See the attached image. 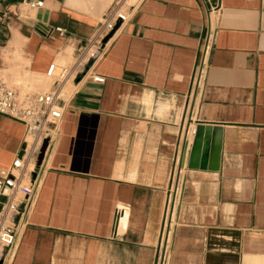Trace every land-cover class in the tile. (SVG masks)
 <instances>
[{
	"label": "crops",
	"instance_id": "obj_1",
	"mask_svg": "<svg viewBox=\"0 0 264 264\" xmlns=\"http://www.w3.org/2000/svg\"><path fill=\"white\" fill-rule=\"evenodd\" d=\"M25 1L0 3V79L43 92L48 66L71 64L115 0ZM220 3L219 16L199 0L131 3L63 86L3 264H264V0ZM200 123L217 129L214 170L188 167ZM24 135L0 114V169Z\"/></svg>",
	"mask_w": 264,
	"mask_h": 264
},
{
	"label": "built area",
	"instance_id": "obj_2",
	"mask_svg": "<svg viewBox=\"0 0 264 264\" xmlns=\"http://www.w3.org/2000/svg\"><path fill=\"white\" fill-rule=\"evenodd\" d=\"M9 0H0L8 2ZM208 13L221 14L220 0H199ZM32 8L40 7L43 1H25ZM133 4L127 0H115L103 16L93 36L81 47L71 64L52 62L46 77L52 87L43 92H31L19 87L7 85L0 79V114L24 125L25 135L19 153L11 163L0 169V264H3L7 252L14 245L17 231L24 224V207L33 193L32 183H25L24 178L31 175L37 166L38 156L46 143L45 154L55 141L58 125L67 109V97L63 90L65 83L80 74H85L90 66L103 54L107 42H103L115 26L126 23L131 17ZM9 9H0V25L8 17ZM63 36L66 29L56 27ZM91 79L103 82L104 78L91 74ZM195 128L191 130L194 136ZM43 156V158H44ZM42 158V161H43ZM41 161V162H42Z\"/></svg>",
	"mask_w": 264,
	"mask_h": 264
},
{
	"label": "water",
	"instance_id": "obj_3",
	"mask_svg": "<svg viewBox=\"0 0 264 264\" xmlns=\"http://www.w3.org/2000/svg\"><path fill=\"white\" fill-rule=\"evenodd\" d=\"M114 31L104 38V43L108 41ZM216 131L217 129L209 124L200 123L195 127L191 153L188 159L189 168L214 170L218 167L220 143L218 138H214ZM41 152L38 156L37 166L42 161Z\"/></svg>",
	"mask_w": 264,
	"mask_h": 264
},
{
	"label": "bare ground",
	"instance_id": "obj_4",
	"mask_svg": "<svg viewBox=\"0 0 264 264\" xmlns=\"http://www.w3.org/2000/svg\"><path fill=\"white\" fill-rule=\"evenodd\" d=\"M132 2H133V0H130V3H132ZM45 149H46V143H44V145H43V147H42V152H41V156H42V158H43V156H44Z\"/></svg>",
	"mask_w": 264,
	"mask_h": 264
},
{
	"label": "rangeland",
	"instance_id": "obj_5",
	"mask_svg": "<svg viewBox=\"0 0 264 264\" xmlns=\"http://www.w3.org/2000/svg\"><path fill=\"white\" fill-rule=\"evenodd\" d=\"M134 1H135V0H133V2H134ZM127 2H128L129 4H131V3H130V0H127ZM133 2H132V3H133Z\"/></svg>",
	"mask_w": 264,
	"mask_h": 264
}]
</instances>
